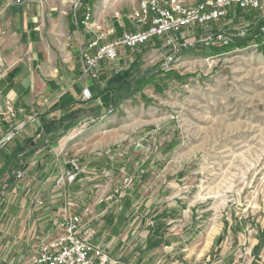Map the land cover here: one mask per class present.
Listing matches in <instances>:
<instances>
[{"label":"rangeland","instance_id":"rangeland-1","mask_svg":"<svg viewBox=\"0 0 264 264\" xmlns=\"http://www.w3.org/2000/svg\"><path fill=\"white\" fill-rule=\"evenodd\" d=\"M66 3L72 22L90 13L82 27H73L82 53L95 37L103 35V42L135 26L125 1ZM258 26H264V8L232 10L217 22L189 29L182 38H191L194 45L182 47L166 71L159 67L168 53L159 49L157 40L105 61L97 78L87 76L94 84V95L83 97L89 103H102L101 107L63 139L24 140L19 135L24 128L5 139L16 123V117L9 119L11 125L0 131V140L4 138L0 142V264L29 260L33 245L53 236L65 202L82 212L99 183L111 184L113 192L126 180L131 183L122 197L107 201L110 192L104 200L114 204L131 190L134 208L140 205L133 217H139L141 202L150 199L145 217L155 229L144 237L145 228L137 237L146 243L145 253L131 264H205L212 244L209 259L215 260L221 253L218 244L231 250L236 237L241 239L242 253L251 259L257 250L244 247L264 231V33L258 31L260 35L247 46L235 49L230 47L231 39L217 45L206 44L201 37L217 30L230 38L250 36ZM21 99L28 100L29 94L23 93ZM48 133L47 137L57 136ZM16 137L18 145L13 144ZM33 148L45 151L31 158L27 154ZM94 159L106 168L92 167ZM73 163L87 166L83 172L79 167L70 183L66 166ZM159 184L165 213H158L164 204L155 199ZM173 195L179 197L175 204L167 199ZM37 199L43 201L48 221L43 235L32 236V223L39 218L33 210ZM170 209L176 210L175 220ZM21 222L24 235L18 233ZM235 222L244 224L239 234L233 231ZM162 228L178 232L179 243L176 237H155ZM257 244L263 245L264 237ZM236 254L240 252H235L237 260Z\"/></svg>","mask_w":264,"mask_h":264},{"label":"crops","instance_id":"crops-1","mask_svg":"<svg viewBox=\"0 0 264 264\" xmlns=\"http://www.w3.org/2000/svg\"><path fill=\"white\" fill-rule=\"evenodd\" d=\"M21 1L17 3L15 0H0V114L4 113L6 101H9L16 110L15 122L25 120L31 114L35 117L34 120L27 122L23 127L24 130L21 134L19 133L21 138L26 140L34 137L42 141L55 138L63 139L69 130L67 132H63L62 128L46 130V125L51 122L58 124L72 111L76 113L73 123L77 124L79 122L81 124L95 115L94 111L102 105V103H89L90 101L87 102L83 98L84 91L85 94L89 93L91 95L94 93L92 79L87 77L88 75L82 74L83 49L79 46L81 41L77 36L76 41H74L73 37L75 26L82 27V24L85 23L84 18L73 22L68 19V5L66 3L68 0ZM64 1L65 3H63ZM122 1L126 2L127 8L132 13L138 0ZM194 1L199 2L202 0ZM59 8H61L60 11ZM232 10L237 9L232 8L230 12ZM134 28L135 26L131 30ZM76 35H78L77 32ZM125 53L126 51L122 55ZM104 62L100 63L99 68ZM23 93L29 94L28 100L21 99ZM68 96L70 99H68ZM65 123L63 122V124ZM10 125L9 119L4 117L0 121V131L6 130ZM48 132H52V134L56 132L57 136L47 137L50 134ZM44 151L43 148L32 149L27 155L32 158L37 153ZM102 164H104L102 161L94 159L92 167L106 168ZM81 166H83V169H80V172L85 171L87 165ZM158 171L161 172L159 167L157 168ZM163 181L164 179L160 181V184ZM174 181V179L169 180V182H172L171 184ZM160 184L157 185L158 191L155 199L156 203L164 204L160 209L158 208V213H165L167 212L165 211V201H163L165 197H161L163 195L159 196ZM79 189L82 190L83 188L80 186ZM112 190L113 186L111 187V184L107 182L99 183L98 189L93 192L91 199L85 206L90 209L87 219L89 218L92 222L89 221V226L93 231L92 242L106 250L112 258L126 259L131 263L135 257L136 260L137 258L140 259L143 257L142 254L145 253L146 243H143L142 239L138 240L137 237H141L145 228L144 237L155 231L153 226H149L145 217L150 199L141 202L144 207L141 208L140 216L133 217L140 205L134 208V202L130 198L132 195L131 190H128L126 196L114 204L104 200L105 195L112 192ZM170 198L174 204L175 200L179 199L174 195L172 197L167 196V199ZM42 205L43 201L37 199L36 205L33 206V210L35 214L39 215V218L36 217V223H32L31 228L33 230L29 231L32 236L43 235L48 221L47 210L46 208L43 209ZM170 210L173 212L171 213L172 220H175L176 210ZM38 221L42 222L41 227H39ZM243 225L242 222H235L233 231L239 234L244 229ZM263 232L259 233L257 238L253 236L248 247H244L245 250L251 251L254 246L257 250V253L253 254L251 259L246 256L247 253H242L243 248H239L240 245L242 246L241 239L236 237L235 246L229 245L232 247L231 250L230 247L217 245L221 253L215 260L209 259L211 257L209 250H211L212 244L209 247L210 249L208 248L206 251L205 264H225L223 259L228 257L230 258L227 259L230 260L229 264H264V244H257L260 237H264ZM18 233L19 235L25 234L24 222H21L18 227ZM156 235L155 237L161 239L165 236L173 239L176 237L177 243L180 241L178 232H164L163 228ZM235 252H240V255L236 254L237 260L235 259ZM179 263L176 261L156 262V264ZM180 264L184 263L181 262Z\"/></svg>","mask_w":264,"mask_h":264},{"label":"built area","instance_id":"built-area-1","mask_svg":"<svg viewBox=\"0 0 264 264\" xmlns=\"http://www.w3.org/2000/svg\"><path fill=\"white\" fill-rule=\"evenodd\" d=\"M232 8L261 10L264 8V0H202L199 2L194 0H138L136 8L131 13L135 28L122 31L119 37L101 43L103 35L90 41L82 53V74L95 79L98 77L101 62L113 61L119 58L126 49L153 40L159 42V49L168 53L159 69L161 71L170 70L175 60L178 59L182 47L194 45L191 38L183 40L182 33L225 18ZM89 19L90 13L86 12L83 20L86 22ZM260 30L264 33V26L260 27ZM201 39L206 44L220 45L230 38L223 31H210ZM89 96L90 94H85L84 91L83 97L89 98ZM4 117L8 119L16 117V110L9 101H6L5 111L1 114L0 121ZM34 118V115H31L25 120L14 123L5 139L18 133L27 122ZM75 168L79 172V167L75 166ZM76 175L77 172L67 171V181L71 183ZM130 183L131 180H126L123 185L114 189L106 200L112 201L115 197H122ZM72 206L71 202H65L60 217L56 219L53 236L46 237L37 245H33L32 255L24 264H131L128 261L112 258L101 247L95 245L92 242L93 231L87 219L90 209L85 207L82 212H76L72 210Z\"/></svg>","mask_w":264,"mask_h":264},{"label":"trees","instance_id":"trees-1","mask_svg":"<svg viewBox=\"0 0 264 264\" xmlns=\"http://www.w3.org/2000/svg\"><path fill=\"white\" fill-rule=\"evenodd\" d=\"M84 16H85V14L82 13L81 16H80V18H78V20L79 19L81 20L82 18H84ZM217 31H221V30H217ZM258 31H260V26H258L257 29H255V31L250 36H248V35L245 36V35L238 34V35L232 36L231 38L229 37L231 39L230 47L233 48V49H235V48H240V47L247 46L248 43H249V41L253 40V38L256 37L257 35H260V34H258ZM211 49L214 50V51L220 50L217 47H213ZM114 104H118V103H114ZM75 114L76 113L74 111L69 112L68 115L65 116V118L62 121H59L58 124L56 122L49 123L48 125H46V130H51V129L52 130H58V129L62 128L63 129V132H67L68 130H70V129L76 127V126H78L79 125V122L77 124L76 123H73V120L75 118ZM63 122L64 123L66 122V123L63 124ZM17 138L18 137H16L15 139L17 140ZM18 141L19 140L14 141L13 144H17L18 145ZM43 144H45V143H43ZM19 147H20V145H19ZM81 165H82L81 163H79V164L74 163L73 165L72 164H69L66 167L68 168V171H70V172H77V175H78V171L75 168V166L80 167ZM229 261L230 260H226L224 262H225V264H229L228 263Z\"/></svg>","mask_w":264,"mask_h":264}]
</instances>
